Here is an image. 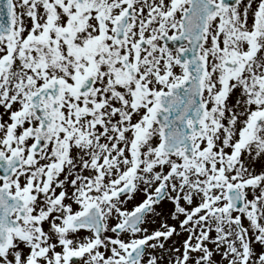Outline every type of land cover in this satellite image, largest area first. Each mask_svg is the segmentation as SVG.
<instances>
[{"label": "snow or ice", "instance_id": "1", "mask_svg": "<svg viewBox=\"0 0 264 264\" xmlns=\"http://www.w3.org/2000/svg\"><path fill=\"white\" fill-rule=\"evenodd\" d=\"M0 264H264V0H0Z\"/></svg>", "mask_w": 264, "mask_h": 264}, {"label": "flooded vegetation", "instance_id": "2", "mask_svg": "<svg viewBox=\"0 0 264 264\" xmlns=\"http://www.w3.org/2000/svg\"><path fill=\"white\" fill-rule=\"evenodd\" d=\"M169 223H174V222H172V221H169Z\"/></svg>", "mask_w": 264, "mask_h": 264}]
</instances>
